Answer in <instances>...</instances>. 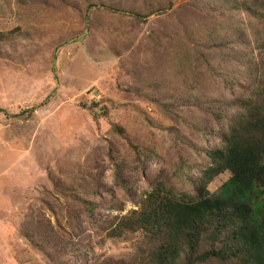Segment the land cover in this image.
<instances>
[{
	"label": "rangeland",
	"instance_id": "374dc122",
	"mask_svg": "<svg viewBox=\"0 0 264 264\" xmlns=\"http://www.w3.org/2000/svg\"><path fill=\"white\" fill-rule=\"evenodd\" d=\"M243 2L0 0V264L139 254L141 239H110L105 224L159 181L192 194L236 112L216 118V103L248 97L264 77V7ZM76 183L95 184L102 205L90 215L64 203ZM34 219L74 229L80 244L45 257L21 235Z\"/></svg>",
	"mask_w": 264,
	"mask_h": 264
},
{
	"label": "trees",
	"instance_id": "16d2710c",
	"mask_svg": "<svg viewBox=\"0 0 264 264\" xmlns=\"http://www.w3.org/2000/svg\"><path fill=\"white\" fill-rule=\"evenodd\" d=\"M240 6L250 13L264 7V0H244ZM215 36V41L210 38L214 47L227 50L229 40L218 43L221 36ZM205 63L212 69L216 61L205 58ZM257 82L248 97L216 103V118L228 110L236 112L221 133V146L207 153L210 165L192 194H177L159 181L139 209L108 220L110 239L138 237L143 248L136 256L103 264H264V77L259 75ZM224 173L230 174L229 180L218 195H211L208 184ZM88 187L84 192L80 183L64 185V203L80 204L90 215L102 202L95 184ZM45 221L31 220L32 226L21 233L45 257L64 255L74 250L73 244H80L75 239L81 233L55 229Z\"/></svg>",
	"mask_w": 264,
	"mask_h": 264
}]
</instances>
